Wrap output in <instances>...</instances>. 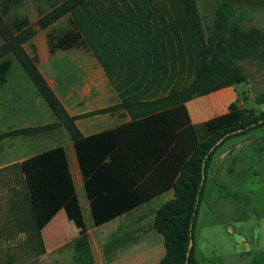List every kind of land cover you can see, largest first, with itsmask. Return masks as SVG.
Wrapping results in <instances>:
<instances>
[{
	"label": "trees",
	"instance_id": "obj_1",
	"mask_svg": "<svg viewBox=\"0 0 264 264\" xmlns=\"http://www.w3.org/2000/svg\"><path fill=\"white\" fill-rule=\"evenodd\" d=\"M54 1L32 23L20 20L8 26L0 17V60L9 52L15 56L56 120L3 132L0 139L36 136L62 125L72 139L92 200L100 191L109 196L118 189L138 186L139 196L127 200L136 205L172 189L173 197L155 209L152 218V227L162 235L164 246L158 264H201L195 257L194 242L189 249L188 244L193 239L211 156L227 139L263 125L264 113L243 116L230 109L200 124L206 136L198 138L185 103L243 78L238 67L228 66L221 58L220 44L204 41L190 0ZM65 14H69L70 28L56 40L48 35V50L88 48L120 102L69 115L38 69L37 59L24 50L22 44L38 29ZM8 66L0 62V74ZM119 109H125L131 119L90 135H82L74 122ZM13 165L22 175L28 212L40 231L74 196L65 148L56 146ZM18 201L24 205V200ZM79 239L77 243L85 237Z\"/></svg>",
	"mask_w": 264,
	"mask_h": 264
},
{
	"label": "rangeland",
	"instance_id": "obj_2",
	"mask_svg": "<svg viewBox=\"0 0 264 264\" xmlns=\"http://www.w3.org/2000/svg\"><path fill=\"white\" fill-rule=\"evenodd\" d=\"M190 1L204 41L220 44L221 58L227 60L228 66L238 67L242 75V81L229 85L236 97L227 111L237 109L243 116L264 113V0ZM55 4L54 0H0V17L8 26H15L20 20L32 23ZM69 28V14H65L46 28L38 29L22 46L38 61V51L48 48V35L56 40ZM77 48L85 54L91 53L84 46ZM81 56L74 50L59 51L45 65L56 78L60 91L71 85L75 90L82 86L88 68ZM0 62L9 65L5 74H0V132L26 123L51 122L54 119L51 109L15 56L9 52ZM94 96L93 92L90 98ZM196 102L187 103L192 114ZM195 128L198 138L203 139L205 131L200 125ZM25 145L36 152L46 147ZM6 149L0 155V165L9 163ZM23 149L13 147L7 152L19 154ZM4 166L0 168V264H90L88 247L74 250L80 239H71L92 226H98L96 233L110 232L117 219L99 224L114 217L121 199L98 196L88 202L84 187L77 182L75 195L38 231L28 212L27 193L18 167ZM12 198L14 201H10ZM167 198V195L157 198L148 207L154 209ZM19 199L24 200V205ZM138 213L124 217V223ZM133 227L124 225L123 229L131 232ZM149 240L156 251L164 253L160 233L152 229ZM81 242L85 243V239ZM193 242L195 256L201 264H264V124L227 139L213 152Z\"/></svg>",
	"mask_w": 264,
	"mask_h": 264
},
{
	"label": "crops",
	"instance_id": "obj_3",
	"mask_svg": "<svg viewBox=\"0 0 264 264\" xmlns=\"http://www.w3.org/2000/svg\"><path fill=\"white\" fill-rule=\"evenodd\" d=\"M67 50L78 51L80 55H82V62L88 68V72L87 75L83 77L82 86L79 87L78 90H75V86L71 85L65 90L60 91L59 87H57L56 78L53 77L52 72H49V70L45 68V65L53 55L57 54V52ZM40 63L42 64V66L39 65ZM37 67L69 115L81 114L90 110H94L96 108H101L120 102L116 91L113 89L112 85L104 75L102 68L100 67L93 54H85L77 47L58 49L53 53H51L48 48H41V50L38 51ZM95 76H98V78H96ZM93 92L95 96L94 98H90ZM235 97L236 94L234 88L231 86H224L206 95L192 98L185 103V106L189 113L190 123L194 126L200 125L215 116L225 113L227 111L228 105L234 101ZM103 100H106V103H101V101ZM190 101H197L193 107L194 114H192L187 107V103ZM206 108L207 111H204V109ZM53 116L54 119L51 122H54L56 120L54 114ZM130 119L131 117L125 109H119L111 112L78 118L74 122L82 135L86 136L104 129L114 128L124 122L129 121ZM26 126L33 125H30L29 123L16 125L14 127L6 129L3 132ZM3 132H0V134ZM22 143L41 144L45 145L46 147L36 152L31 151L28 148L26 149V145ZM56 146H62L65 148L69 170L72 175L75 187L74 195L77 190L76 183L78 182L77 184L79 186L84 187L88 202H91L92 198L88 196L86 182L85 180H83L78 167L72 139L70 138L67 130L62 125L54 128L53 130L47 131L44 134L40 133L38 136L10 135L0 139V155L3 152L4 148H7L4 152L8 155L7 159L9 160L8 164H2L0 165V168L5 167L4 165L10 166L11 164H19L21 161L32 155ZM13 147H24V149L20 151L19 154L9 155V152H7V150ZM19 175H21V173H19ZM105 194L106 192L104 191L99 192V196L101 197L108 198L112 196L111 198L123 199L125 200V202L118 205H122L121 207L123 208L116 210L113 213L114 217L106 220L99 225L102 226L106 222L112 221L114 219H117L118 222L111 229V231L105 235H103L102 232H95V229H97L96 227L98 226L88 227L78 236L71 239L75 241L82 236L85 237V243L79 242L74 244V250L80 248L81 246L88 247L93 264H158L164 253L162 254L160 250L156 251V249L153 248V244L150 242L149 238L152 229L155 230L152 227V218L155 209H157L159 206L155 207L154 209H150L148 205L153 200L164 195L168 196L165 201L169 200L173 197V190L167 189L159 193L158 195H154L150 199L136 205H129L127 203V200L132 199L133 196H139L140 189L138 186H135L132 189H118L116 193H113L109 196ZM136 211H140V213H138L135 218H132L127 224H125L124 219L126 218L124 217ZM124 225L126 226V228L133 227L134 225L135 227H133L132 231L130 232L128 231V229H123ZM246 247L248 246L246 245Z\"/></svg>",
	"mask_w": 264,
	"mask_h": 264
},
{
	"label": "water",
	"instance_id": "obj_4",
	"mask_svg": "<svg viewBox=\"0 0 264 264\" xmlns=\"http://www.w3.org/2000/svg\"><path fill=\"white\" fill-rule=\"evenodd\" d=\"M203 176H204V173H203V170H202V178H203ZM191 227H192V225H190V228H191ZM190 235H191V233H190ZM192 245H193V239L190 238V239H189V244H188V249H189ZM186 255L188 256V251H187ZM186 262H187V261H186Z\"/></svg>",
	"mask_w": 264,
	"mask_h": 264
}]
</instances>
